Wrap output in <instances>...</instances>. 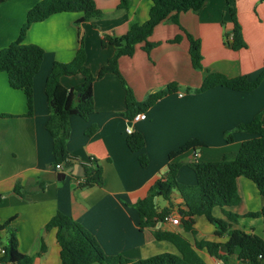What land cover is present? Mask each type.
I'll return each mask as SVG.
<instances>
[{
	"label": "crops",
	"instance_id": "crops-1",
	"mask_svg": "<svg viewBox=\"0 0 264 264\" xmlns=\"http://www.w3.org/2000/svg\"><path fill=\"white\" fill-rule=\"evenodd\" d=\"M40 1L7 0L0 4V49L18 38L29 10ZM94 1L103 12L99 20L77 23L81 14L58 13L29 28L26 42L45 51L34 79L32 116L26 115L25 93L13 89L8 75L0 72V224L13 218L11 226L17 229L18 249L33 257V264H62L56 230H45L59 212L72 217L95 237L107 255L139 260L163 252L177 253L173 244L157 241L152 229H140L136 202L167 172L170 152L189 140L199 139L205 144L199 153L198 149L189 150L178 159L221 160L254 137L235 130L239 124L249 123L259 114L264 120V80L253 91L222 86L195 91L209 72L258 78L264 69V0H229L237 11L248 44L241 50H234L228 42L234 26L226 7L228 0H207L198 13L192 10L179 13L178 23L172 19L159 23L149 36V41L158 45L149 53L141 43L132 56L119 60L120 71L138 100L170 83H177L179 90L159 100L145 113V119L131 121L125 116L126 91L119 76L110 73L95 81L94 113L88 118L76 115L70 119L67 147L72 165L66 168V178L59 180L57 175L63 171L55 168L53 137L46 127L50 108L45 85L53 63L70 62L82 42L87 65L98 73L115 53L111 44L103 47L104 36L126 34L132 25L148 19L152 6L151 0H131L130 8L121 10L120 0ZM187 33L201 41L204 66L201 70L192 65ZM179 35V42H171ZM82 81L83 75L61 79L68 90ZM92 126L97 127L96 132L87 135ZM129 129L145 137V146L139 152L128 147ZM227 131H233V141H227ZM140 156L148 158L146 166L141 164ZM91 159H97L103 167V184L79 187V178L84 176ZM177 178L187 185L197 182L193 170L184 165ZM17 185L19 192L15 190ZM237 186L240 203L223 209L216 207L213 214L222 219H227L224 210L238 214L241 216L238 221H228L230 229L264 238V218L247 216L264 208V196L246 177L238 178ZM156 203L159 210L170 206L161 197L156 198ZM182 209H186L182 198L174 194L171 212L182 220ZM157 227L182 232L192 243L197 240L225 243L229 239L228 234L217 235L215 226L205 216L195 217L196 234L185 231L183 223L161 222ZM8 237L9 231L0 228V249ZM43 245L46 248L41 253ZM199 254L205 264H224L205 248ZM2 256L0 253V259ZM259 258L260 264H264V256ZM229 263L250 264L240 260L237 253L229 257Z\"/></svg>",
	"mask_w": 264,
	"mask_h": 264
},
{
	"label": "trees",
	"instance_id": "trees-1",
	"mask_svg": "<svg viewBox=\"0 0 264 264\" xmlns=\"http://www.w3.org/2000/svg\"><path fill=\"white\" fill-rule=\"evenodd\" d=\"M7 0H0V4ZM148 19L142 24H134L124 35L106 34L102 40L103 47L111 44L115 48L114 55L109 58L98 73H93L87 65L86 50L83 43L70 62L55 61L47 77L45 91L50 108V116L46 123L47 130L53 137L54 164H64L66 168L72 165L67 142L71 134L70 119L73 116L88 118L94 113L93 86L95 81L106 74H116L121 79L126 91L125 116L133 120L136 115L146 113L163 97L176 93L179 90L177 83H170L165 88L152 92L144 100H138L127 84L119 68V60L123 56H132L138 44L144 43L148 53L158 44L149 41L154 28L161 22L172 19L178 23V14L192 10L200 12L207 0H151ZM131 0H120L118 9L130 8ZM234 27L232 40L229 41L235 50L247 48L242 26L237 11L227 1ZM58 13H78L82 16L77 23L99 20L103 12L94 0H41L29 10L26 22L20 34L9 46L0 49V72L8 75L9 85L13 89L22 90L27 101V116L34 113V79L44 60L45 51L39 45L27 43L29 28L33 23L41 22ZM230 34V35H231ZM229 36V34H228ZM190 42L191 62L195 69L201 70L203 54L201 41L187 33ZM177 36L171 42H179ZM83 75V81L69 90L62 84L65 76ZM264 80V69L257 79L251 80L247 75L228 77L218 72H209L202 85L196 92H204L218 86L235 91H253ZM9 116V115H3ZM97 130L92 126L87 135H93ZM235 130L254 135L245 140L239 150L233 154H226L218 161H190L189 166L195 173L197 182L194 185L181 183L178 178L179 169L183 161L178 158L189 150L205 146L199 139L189 140L178 150L169 153L167 172L157 179L150 187L147 195L135 204L139 214L141 230L150 228L157 241H167L175 246L177 253L163 252L148 258L133 260L122 255H107L97 239L83 229L72 217L57 213L46 224L45 230H56L57 242L61 247L60 258L62 264H205L199 254L200 249H207L209 254L224 264L229 263V257L237 253L242 261L250 264H260V256H264V238L247 233L240 229H230L228 221H238L241 216L224 210L227 219L217 218L213 214L216 207H234L240 201L237 180L246 177L254 182L264 196V120L257 115L249 123L239 124ZM233 131L225 133L227 141H233ZM128 147L133 152H139L145 146V137L139 131H132L127 137ZM143 166L148 164L146 156H140ZM79 187L88 188L101 186L104 175L103 167L97 159L85 168V174L79 178ZM15 190L19 192V185ZM178 194L186 209H182V223L185 231L196 234L194 228L195 217L205 216L216 228V234L229 235L225 243L200 240L192 243L182 232L157 227L163 222L166 215L171 213L173 195ZM161 197L170 203V206L159 210L156 198ZM250 217H263L264 208L249 213ZM13 218L0 224L1 229L9 231V237L4 244L5 254L0 261L6 264H33V257L23 254L18 249L17 229L11 226ZM46 246L43 245L42 251Z\"/></svg>",
	"mask_w": 264,
	"mask_h": 264
},
{
	"label": "built area",
	"instance_id": "built-area-1",
	"mask_svg": "<svg viewBox=\"0 0 264 264\" xmlns=\"http://www.w3.org/2000/svg\"><path fill=\"white\" fill-rule=\"evenodd\" d=\"M233 36L232 34L230 35V40H232ZM147 116L145 113H141V114H138L135 116L134 120L135 121H138V120H143L145 119ZM129 132H131V130L129 129ZM55 168L56 170H59V171H66V167L64 164H57L55 165ZM163 222L165 223H170V224H173V225H181L182 221H181V217L178 215V214H175L173 212L169 213L168 215L165 216ZM0 253L2 255L5 254V249L4 248H1L0 249ZM261 257V256H260Z\"/></svg>",
	"mask_w": 264,
	"mask_h": 264
},
{
	"label": "rangeland",
	"instance_id": "rangeland-1",
	"mask_svg": "<svg viewBox=\"0 0 264 264\" xmlns=\"http://www.w3.org/2000/svg\"><path fill=\"white\" fill-rule=\"evenodd\" d=\"M230 12V11H229ZM231 14V13H230ZM231 22H233V20L231 19ZM234 24V23H233ZM234 27V26H233ZM232 48V47H231ZM243 49H246V48H243ZM235 50V49H234ZM241 50V49H240ZM202 148V146L201 147H198L197 149H198V153L200 152V149ZM180 161H181V159H180ZM182 161H183V165L184 166H186L187 168H190V169H192L190 166H189V164H188V161L186 160V159H182ZM194 173V172H193ZM182 221V220H181ZM7 242V241H6ZM5 242V243H6ZM159 254V253H158Z\"/></svg>",
	"mask_w": 264,
	"mask_h": 264
},
{
	"label": "water",
	"instance_id": "water-1",
	"mask_svg": "<svg viewBox=\"0 0 264 264\" xmlns=\"http://www.w3.org/2000/svg\"><path fill=\"white\" fill-rule=\"evenodd\" d=\"M82 169L84 171V167L83 166H82ZM67 172L68 171L59 172L58 175H57V178L59 180L65 179L66 178V175H67ZM81 175H83V174H81Z\"/></svg>",
	"mask_w": 264,
	"mask_h": 264
}]
</instances>
